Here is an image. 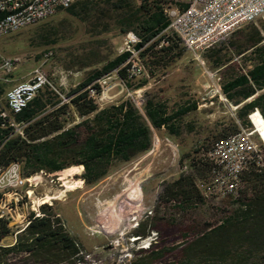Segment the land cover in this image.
I'll return each instance as SVG.
<instances>
[{
	"label": "trees",
	"instance_id": "16d2710c",
	"mask_svg": "<svg viewBox=\"0 0 264 264\" xmlns=\"http://www.w3.org/2000/svg\"><path fill=\"white\" fill-rule=\"evenodd\" d=\"M187 1L73 0L57 7L54 12L81 24L86 40L93 43L88 53L96 57L87 62L81 56L73 64L82 73L68 87L56 85L41 67L52 87L41 85L20 110L0 116V171L10 163L17 164L21 177L59 170L65 188L81 181L92 186L147 150L153 131L176 140L192 133L195 140L182 145L177 155V173L159 181L153 206L131 228L137 238L151 232L153 237L123 264H264V144L258 141V150L233 174L210 155L217 141L252 130V125L264 141V17L241 24L224 40L199 51L205 66L216 73L223 97L219 103L231 107L225 120L203 130L188 117L197 99L184 88V76L171 77L188 50L167 28L168 7L182 9ZM49 15L27 28L30 44L41 41L47 46L36 58L53 55L52 46L65 40ZM127 31L136 35L135 42L125 38ZM109 34L124 36L125 45L115 49L107 41ZM130 48L144 72L136 80L125 70ZM113 69L131 90L151 82L138 105L129 96L99 102L97 78ZM174 85L176 90L171 89ZM6 88V78H0V108L5 109ZM75 173L79 176L68 182L66 177ZM210 197H219L221 205L213 207ZM56 200H41L36 209H26L25 222L15 228L0 211V264H85L88 251L66 228ZM7 235H13L12 241L2 243ZM166 253L173 255L164 258Z\"/></svg>",
	"mask_w": 264,
	"mask_h": 264
},
{
	"label": "rangeland",
	"instance_id": "374dc122",
	"mask_svg": "<svg viewBox=\"0 0 264 264\" xmlns=\"http://www.w3.org/2000/svg\"><path fill=\"white\" fill-rule=\"evenodd\" d=\"M48 18L55 19L56 32L64 36L65 40L53 45L54 54L47 58L35 57L36 53L47 46L41 41L30 44L27 30L30 24L0 36V58H18L8 70L0 65V78H6L7 88L19 80L26 79L30 69L38 64L48 70L56 85L68 87L77 81L82 73V69H74L73 64L78 62L81 56H85L84 60L87 62L96 57L88 53L89 47L93 49V43L86 40L82 26L75 18L62 11L54 12ZM107 41L115 45L117 50L125 45L122 35L109 34ZM8 71L10 76L5 74ZM143 74L144 72L135 80ZM172 74L174 80L180 75L184 76V88L197 99V108L188 117L201 124L203 130L215 120L227 118L231 107L219 103V100L223 101V97L218 93L216 73L205 66L199 53L188 51L175 64ZM150 84L151 82H148L134 90L122 89L109 98L100 99L99 102L110 101L118 96H129L138 105L142 100L143 89ZM116 89L114 86L108 93H113ZM171 89L176 90L177 87L174 85ZM215 94L216 98L213 99ZM252 130L257 135L255 139L264 143L253 125ZM157 132L161 134V131ZM158 134L153 131L151 145L147 150L120 164L92 186H84L81 181L72 189L65 188L64 179L60 178L62 174L58 170L52 173L39 171L16 186L0 187V211L8 215L9 224L15 228L25 222L26 209H36L40 202L57 198L55 207L66 228L88 251L84 255L85 264H114L119 260L121 264L126 263L134 250L146 246L153 237L151 232L147 236L136 238L137 235L131 232V228L143 217V212L153 206L155 194L160 187L159 181L177 173L176 159L181 146L187 147L195 140L192 133L184 134L178 140ZM78 176L75 173L66 178L68 182H72L73 178ZM4 182V176L1 174L0 184ZM209 201L213 207L221 205L219 197H210ZM131 237L135 239L130 240ZM12 239L13 235H7L1 242L9 243ZM181 240V237H177L176 241ZM172 255L166 253L164 258H171ZM11 260L7 259L8 262ZM150 264L162 263L158 261Z\"/></svg>",
	"mask_w": 264,
	"mask_h": 264
},
{
	"label": "built area",
	"instance_id": "2783aa9c",
	"mask_svg": "<svg viewBox=\"0 0 264 264\" xmlns=\"http://www.w3.org/2000/svg\"><path fill=\"white\" fill-rule=\"evenodd\" d=\"M72 1L0 0V36L37 21L53 13L57 7H65ZM168 14L167 28L178 36L181 44L188 51L198 54L199 51L224 40L241 24L262 16L264 0H188L182 9H168ZM125 38L131 43L137 39L132 31H127ZM17 60V57H1L0 65L8 70ZM124 62L127 76L134 79L142 74L143 68L135 49H129ZM115 75V69H113L112 72L97 78L100 86L98 100L109 98L122 89H129ZM45 83L52 87L47 73L41 66L39 64L33 66L26 79L19 80L6 89L4 94L6 109L0 108V116H6L7 110L13 112L20 110L35 90ZM114 86L117 87L115 92L108 93ZM251 132L252 130H241L214 144L210 155L222 164L229 174H233L242 167L250 152L258 150L259 140L253 138ZM1 174L5 179V182L0 184L2 188L16 186L27 179L19 175L16 163H10L0 171V176ZM227 186L229 187L230 184ZM131 238L130 240L135 239Z\"/></svg>",
	"mask_w": 264,
	"mask_h": 264
},
{
	"label": "crops",
	"instance_id": "0c3cea01",
	"mask_svg": "<svg viewBox=\"0 0 264 264\" xmlns=\"http://www.w3.org/2000/svg\"><path fill=\"white\" fill-rule=\"evenodd\" d=\"M168 9H178V8L173 6V5H171V6L168 7Z\"/></svg>",
	"mask_w": 264,
	"mask_h": 264
},
{
	"label": "bare ground",
	"instance_id": "6f19581e",
	"mask_svg": "<svg viewBox=\"0 0 264 264\" xmlns=\"http://www.w3.org/2000/svg\"><path fill=\"white\" fill-rule=\"evenodd\" d=\"M48 196V195H47Z\"/></svg>",
	"mask_w": 264,
	"mask_h": 264
},
{
	"label": "water",
	"instance_id": "95a60500",
	"mask_svg": "<svg viewBox=\"0 0 264 264\" xmlns=\"http://www.w3.org/2000/svg\"><path fill=\"white\" fill-rule=\"evenodd\" d=\"M145 151V150H144Z\"/></svg>",
	"mask_w": 264,
	"mask_h": 264
}]
</instances>
